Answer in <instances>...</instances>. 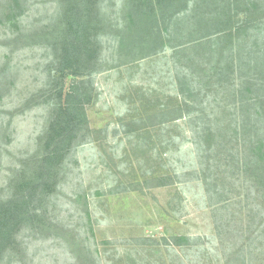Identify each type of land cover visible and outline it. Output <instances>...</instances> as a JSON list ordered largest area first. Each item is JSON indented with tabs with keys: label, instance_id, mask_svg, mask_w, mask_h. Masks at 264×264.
I'll return each instance as SVG.
<instances>
[{
	"label": "rangeland",
	"instance_id": "1",
	"mask_svg": "<svg viewBox=\"0 0 264 264\" xmlns=\"http://www.w3.org/2000/svg\"><path fill=\"white\" fill-rule=\"evenodd\" d=\"M101 2L99 71L77 79H90L86 85L94 87L91 100L84 103L87 131L80 133L81 143L71 151L47 206L38 210L41 218L20 231L19 251L3 264H250L254 259L264 264V249L253 238L240 261H234L232 245L239 248V236L251 234L254 227L219 231V212L210 206L217 199L206 194L202 179H196L202 173L198 131L216 118L210 101L199 95L189 98V112L195 117L180 119L175 127L164 125L163 130L153 126L161 120L158 104L178 86L173 80L179 56L174 53L186 61L189 51H174L176 43L154 48L153 35L128 24L120 0L113 6ZM28 4L19 28L0 26V202L8 199L10 180L24 163L43 156L41 139L58 111L56 101H40L61 82L46 50L48 39L55 38L51 27L59 24L53 21L54 13L61 8L57 0ZM155 27L151 31L159 41L160 28ZM40 30L37 41H10L13 32ZM73 80L66 79V91ZM173 170L180 181L171 177ZM160 174L168 185L153 179ZM236 184L226 185L229 194L241 192L240 182ZM255 248L258 251L250 255ZM244 256L251 260L241 261Z\"/></svg>",
	"mask_w": 264,
	"mask_h": 264
},
{
	"label": "trees",
	"instance_id": "2",
	"mask_svg": "<svg viewBox=\"0 0 264 264\" xmlns=\"http://www.w3.org/2000/svg\"><path fill=\"white\" fill-rule=\"evenodd\" d=\"M28 1L0 0V26L19 28L20 18L30 8ZM101 1L57 0L61 10L54 13L53 21L59 24L51 27L55 38L48 39L46 50L52 57L51 63L56 62L61 82H55L43 102L34 101L41 105L56 101L58 111L41 139L45 141L43 156L23 162L22 171L10 180L12 192L8 199L0 202V264L9 254L19 251L20 231L41 218L38 210L47 206L71 151L81 143L80 133L87 131L84 103L91 100L88 95L94 87L86 85L90 79H77L99 71L97 61L102 50L97 33L104 24L100 17ZM108 1L113 6L119 0ZM120 1L129 14L128 24L153 35L154 48L176 43L174 51H189L184 54L186 61L179 59L182 55L178 51L174 53L175 58L179 56L173 80L178 86L171 97L158 104L161 120L153 126L163 130L164 125L175 127L178 120L195 117L189 112V98L199 95L202 101H210L211 114L216 118L198 131L202 173L196 179H202L206 194L217 199L210 206L221 215L216 217L218 230L223 232L226 227L227 234L230 229L241 232L254 227L251 234L239 236L243 239L239 248L235 250V244L232 245L234 261L239 262L245 245H251L250 239L260 240L258 247L264 249V0ZM154 27L160 28L159 41L151 31ZM41 31L13 32L10 41H37ZM68 77L76 80L66 91ZM171 177L180 181L175 170ZM153 179L161 186L168 185L161 174ZM236 181L240 182L241 192L231 195V188L226 185L236 186ZM232 222L238 225L231 227ZM70 245L75 248L72 242ZM257 251L258 248L251 249L250 255ZM247 258L244 256L241 261L251 260ZM250 264L257 261L251 260Z\"/></svg>",
	"mask_w": 264,
	"mask_h": 264
}]
</instances>
